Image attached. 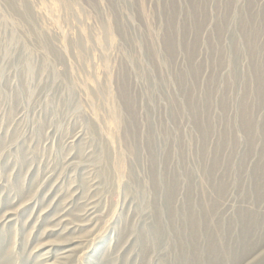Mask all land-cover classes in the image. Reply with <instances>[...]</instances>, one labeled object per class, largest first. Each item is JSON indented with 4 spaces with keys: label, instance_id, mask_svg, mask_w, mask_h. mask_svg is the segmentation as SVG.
I'll return each mask as SVG.
<instances>
[{
    "label": "rangeland",
    "instance_id": "374dc122",
    "mask_svg": "<svg viewBox=\"0 0 264 264\" xmlns=\"http://www.w3.org/2000/svg\"><path fill=\"white\" fill-rule=\"evenodd\" d=\"M0 264H264V0H0Z\"/></svg>",
    "mask_w": 264,
    "mask_h": 264
},
{
    "label": "bare ground",
    "instance_id": "6f19581e",
    "mask_svg": "<svg viewBox=\"0 0 264 264\" xmlns=\"http://www.w3.org/2000/svg\"><path fill=\"white\" fill-rule=\"evenodd\" d=\"M102 90V89H101ZM101 92V91H100ZM110 98V97H109ZM111 102V101H110ZM130 122V121H129ZM112 124V123H111ZM112 127V126H111ZM96 134V133H95ZM113 135V134H112ZM115 143V142H114ZM130 149H132V148H130ZM133 153V152H132ZM215 251V250H214Z\"/></svg>",
    "mask_w": 264,
    "mask_h": 264
}]
</instances>
